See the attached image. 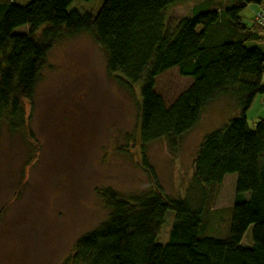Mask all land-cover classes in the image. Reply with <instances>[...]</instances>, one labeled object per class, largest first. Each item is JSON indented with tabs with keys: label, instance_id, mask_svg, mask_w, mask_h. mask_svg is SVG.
Returning <instances> with one entry per match:
<instances>
[{
	"label": "trees",
	"instance_id": "obj_1",
	"mask_svg": "<svg viewBox=\"0 0 264 264\" xmlns=\"http://www.w3.org/2000/svg\"><path fill=\"white\" fill-rule=\"evenodd\" d=\"M87 1L20 5L0 0V120L10 129L26 126V105L32 103L53 44L80 33L91 35L105 51L108 73L129 90L138 87L140 146L166 139L175 148L221 95L234 99L235 109L198 145L188 187L190 192L198 188V200L167 195L143 157L149 189L131 197L111 188L98 191L109 214L75 240L69 261L264 264V119L251 128L246 117L255 97L264 93V52L248 45L261 35L239 16L249 3L264 12V0H221L226 3L221 10L203 2L171 27L166 26V10L182 0H104L95 15L84 7ZM23 25L27 32L14 31ZM174 67L190 83L167 103L156 91L155 79ZM229 174H235L229 230L225 236L211 235V188ZM168 211H173L168 242L160 244L157 237ZM249 226L252 243L244 246Z\"/></svg>",
	"mask_w": 264,
	"mask_h": 264
},
{
	"label": "rangeland",
	"instance_id": "obj_2",
	"mask_svg": "<svg viewBox=\"0 0 264 264\" xmlns=\"http://www.w3.org/2000/svg\"><path fill=\"white\" fill-rule=\"evenodd\" d=\"M30 1L11 0L20 5ZM103 1L89 0L84 7L95 15ZM203 2L215 10L226 6L221 0H182L166 10V26L190 16ZM263 13L260 5L249 3L239 16L261 35L248 45L264 52ZM14 31L27 32L28 27ZM189 83L174 67L156 77L155 89L170 103ZM137 97V86L129 90L108 73L106 53L91 35L61 37L53 44L32 103L26 105V126L12 130L0 120V264H72L75 240L109 214L98 191L111 188L131 197L149 189L143 157L167 195L198 200V188L188 191L193 158L204 135L235 109L234 99L221 95L210 102L173 148L166 139L140 146ZM246 117L251 128L264 119V93L255 97ZM234 183L235 174H229L211 188L206 222L211 235L228 233ZM165 220L160 244L168 242L173 211ZM251 229L243 235L244 246L252 243Z\"/></svg>",
	"mask_w": 264,
	"mask_h": 264
},
{
	"label": "built area",
	"instance_id": "obj_3",
	"mask_svg": "<svg viewBox=\"0 0 264 264\" xmlns=\"http://www.w3.org/2000/svg\"><path fill=\"white\" fill-rule=\"evenodd\" d=\"M264 21V17L262 18V22Z\"/></svg>",
	"mask_w": 264,
	"mask_h": 264
}]
</instances>
